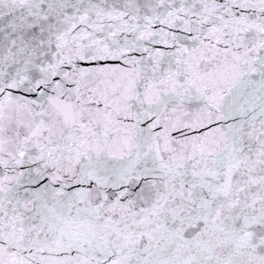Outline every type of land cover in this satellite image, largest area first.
I'll return each mask as SVG.
<instances>
[{
	"label": "snow or ice",
	"instance_id": "snow-or-ice-1",
	"mask_svg": "<svg viewBox=\"0 0 264 264\" xmlns=\"http://www.w3.org/2000/svg\"><path fill=\"white\" fill-rule=\"evenodd\" d=\"M0 264H264V0H0Z\"/></svg>",
	"mask_w": 264,
	"mask_h": 264
}]
</instances>
